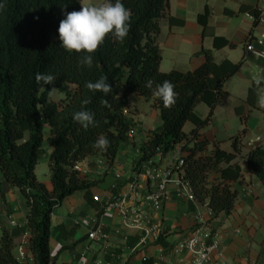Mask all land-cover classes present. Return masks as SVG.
<instances>
[{
  "label": "trees",
  "instance_id": "1",
  "mask_svg": "<svg viewBox=\"0 0 264 264\" xmlns=\"http://www.w3.org/2000/svg\"><path fill=\"white\" fill-rule=\"evenodd\" d=\"M121 2L132 12L130 31L122 43L108 34L93 54L92 67L88 68L78 64L85 53L66 51L60 46L58 33L66 12L81 9L79 0H0L6 4L0 11V170L5 181L17 187L30 206L27 248L33 258L32 262H25L15 257L17 234L4 231L0 237V264H55L56 256L52 257L49 250L51 214L66 197L94 185L75 169L78 162L100 155L112 165L121 147L130 143L133 122L124 114V109L130 107V93L153 99L161 119V125L140 145L137 166L182 144L181 150L187 152L183 167L185 178L195 198L208 201L215 216L229 214L234 208L237 190L231 183L241 177L239 164L233 162L236 155L217 144L203 154L209 141L198 139L197 128L209 122L215 106L226 96L225 81L238 71L242 60L216 63L211 51L202 50L199 54L205 60L196 69L161 72V52L157 45L160 21L163 18L170 24L182 21L169 15V0ZM240 11L252 15L254 24L259 22L256 8L241 5ZM208 15L206 10L199 17L205 30ZM227 43L226 39L214 36L215 47ZM37 73L55 76L54 84L37 83ZM101 76H107L112 85L107 95L94 93L85 86ZM148 80L154 82L151 89L145 87ZM165 80L172 82L179 94L170 108H165L163 101L153 95L156 84ZM65 84H70L72 89L66 93V102L59 104L50 98L49 89ZM261 87H264L262 82ZM259 89L254 81L248 91L247 100L253 107ZM87 98L91 102L85 105L82 101ZM199 103L210 109L205 118L195 112ZM81 110L93 113L98 126L85 129L74 121L73 114ZM236 112L245 123L247 114L243 109L238 107ZM188 121L197 127L190 134L183 131ZM47 127V143L52 147L51 191L37 180L34 172ZM245 132L244 127L233 138L235 151ZM101 134L110 141L106 151L92 147ZM246 159L251 173L264 186V148L251 150ZM213 173L217 178L210 181Z\"/></svg>",
  "mask_w": 264,
  "mask_h": 264
},
{
  "label": "crops",
  "instance_id": "2",
  "mask_svg": "<svg viewBox=\"0 0 264 264\" xmlns=\"http://www.w3.org/2000/svg\"><path fill=\"white\" fill-rule=\"evenodd\" d=\"M79 2L88 7L99 5L103 0ZM257 2L169 0V15L182 23L170 24L168 19L163 18L157 35L161 72L196 69L205 60L199 54L202 50L211 51L216 63L224 60L237 63L242 60L238 71L225 81L223 88L226 96L215 106L209 122L199 128L189 121L183 126L187 134L197 128L198 139L209 141L203 154L210 152L214 144L226 152L235 153L233 162L239 164L241 177L231 183L237 190L233 210L229 214L209 215L208 201L187 200L178 195V187L171 183L167 186L166 199L160 206L147 203L142 207L149 216L148 228L152 229V233L141 243L144 230L123 225L118 211L107 208L110 200L128 192L131 182H138L143 190H150L156 184L140 176L144 162L139 167L137 162L140 158L139 147L147 140L149 133L161 125V121H158L160 116L158 109L149 105L144 97L130 93L128 117L133 122L130 143L121 147L112 165L100 155L88 156L78 162L75 169L94 185L89 190L76 191L66 197L51 214L49 250L52 257L56 256L55 264H76L82 254L88 256L90 264L96 261L103 264H153L156 261L179 264L181 258L185 259L183 264H190L188 255L175 254L173 249L200 226L196 220L198 212L203 213L211 230L207 243L221 242L224 261L228 264H264V186L251 173L246 159L251 150L264 148V108L258 105V93L254 107L247 100L253 82L260 79L264 83V42L256 41L264 35V21L254 24L252 15L240 11L241 5L256 8ZM206 10L209 15L205 30L199 17ZM226 10L232 13L228 14ZM214 36L222 37L228 43L215 47ZM247 39L253 42V51L246 50ZM258 91H264V87ZM53 101L57 102L56 98ZM238 107L247 114L245 123L236 112ZM209 110L204 103H199L195 108L201 118H205ZM244 127L246 132L235 151L233 138ZM47 136L48 132L41 147L43 158L40 156L34 172L37 180L51 191L49 157L52 147L47 143ZM181 145L163 155L162 160L157 159L155 166L160 172L171 168L176 159L187 156V152L181 150ZM41 162L46 168H39ZM177 174V171H173L172 177L175 178ZM216 178L217 175L213 173L209 179L214 181ZM29 211L30 206L20 190L6 182L0 170V237L4 231L16 232L13 254L17 258L19 246L29 238ZM95 226H100V230L109 235L106 242L88 238L89 230ZM25 251L31 256L27 246ZM213 257L212 264H219L216 254Z\"/></svg>",
  "mask_w": 264,
  "mask_h": 264
},
{
  "label": "built area",
  "instance_id": "3",
  "mask_svg": "<svg viewBox=\"0 0 264 264\" xmlns=\"http://www.w3.org/2000/svg\"><path fill=\"white\" fill-rule=\"evenodd\" d=\"M256 10L259 13L258 20L264 21V0H258ZM256 41L258 43H263L264 35H261ZM245 47L247 51H253V42L251 40L248 41ZM124 114H128L127 108L124 109ZM162 158L163 154L159 153L150 160L145 161L140 169V176L143 177L144 180L156 182L154 188L143 190L138 182H131L128 186V192L113 198L106 205L107 208L118 211L123 225L144 230L145 236L141 239V243H144L148 235L152 233V229L148 228V223L150 221L149 216L143 211L142 207L146 206L147 203L154 207L160 206L163 200L166 199L167 186L169 184H176L179 196L187 200L196 199L189 181L185 178L183 169L184 158L176 159L171 168H166L160 172L155 164L157 159L162 160ZM173 171L178 172L175 178L172 177ZM208 213L209 215H213L210 208L208 209ZM196 220L200 226L197 227L188 238L178 243L177 246L174 247L173 252L175 254L183 253L188 255L190 264H212L214 261V254H216L219 264H228L223 259L221 242L216 240L211 244L207 243L211 235V230L207 227V222L204 219L203 213L198 212ZM12 224H14V222H12ZM87 236L91 241L102 240L106 242L109 238L108 234L100 230V226H95L89 230ZM27 245L28 241L24 240L19 246L18 259L25 262H32V256H28L25 251V246ZM184 260V258L179 259V264H183ZM76 264H90V260L86 254H82ZM94 264L103 263L101 261H96ZM153 264H161V262L156 261Z\"/></svg>",
  "mask_w": 264,
  "mask_h": 264
},
{
  "label": "clouds",
  "instance_id": "4",
  "mask_svg": "<svg viewBox=\"0 0 264 264\" xmlns=\"http://www.w3.org/2000/svg\"><path fill=\"white\" fill-rule=\"evenodd\" d=\"M6 7L5 3H0V11ZM132 12L126 8L121 0H103L99 5L85 7L81 5L79 11L66 12L65 18L60 21L58 33L61 41L60 46L68 52L85 53L78 61L80 66L91 68L93 65V54L103 44L108 34H112L119 42H123L131 28ZM36 82L43 81L45 85H53L56 79L51 74L37 73ZM153 81L148 80L145 87L152 88ZM257 88L261 84L260 79L255 81ZM86 88L92 92H101L104 95L112 91V85L107 76H101L95 82H87ZM56 91L55 87L49 89L51 95ZM153 95L163 101L165 108L175 105L178 93L175 91V85L165 80L156 84ZM90 98L82 101L83 104H89ZM107 103V101H102ZM258 105L264 108V91H258ZM73 120L87 129L89 126H98L94 121V114L89 111H77L73 114ZM110 141L101 134L93 143L92 147L106 151Z\"/></svg>",
  "mask_w": 264,
  "mask_h": 264
},
{
  "label": "rangeland",
  "instance_id": "5",
  "mask_svg": "<svg viewBox=\"0 0 264 264\" xmlns=\"http://www.w3.org/2000/svg\"><path fill=\"white\" fill-rule=\"evenodd\" d=\"M56 88V87H55ZM72 89V86L70 85V84H65V85H63L61 88H56V91L55 92H53L51 95H50V98L53 100V99H55L56 98V100H57V102L59 103V104H61L62 102L63 103H65L66 101H65V97H66V93H67V91H69V90H71ZM60 98H59V97ZM55 97V98H54ZM59 98V99H58ZM147 101V103L149 104V105H151L153 108H154V105H153V100H151V99H148V100H146ZM128 114H129V108H128ZM127 114V115H128ZM157 114H159V111L157 110ZM158 121L160 122L161 120H160V117H158ZM48 132V127L45 129V133H47ZM46 144V143H45ZM43 158V156H41V159ZM43 162V161H42ZM40 163V165H39V168H41L42 166H44V168H46L45 167V164H43V163Z\"/></svg>",
  "mask_w": 264,
  "mask_h": 264
}]
</instances>
